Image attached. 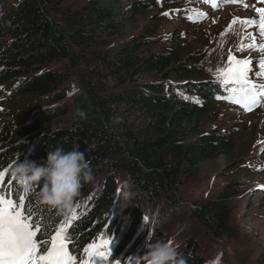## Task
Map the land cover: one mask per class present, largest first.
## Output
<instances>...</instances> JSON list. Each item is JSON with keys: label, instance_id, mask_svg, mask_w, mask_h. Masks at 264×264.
Instances as JSON below:
<instances>
[{"label": "trees", "instance_id": "obj_1", "mask_svg": "<svg viewBox=\"0 0 264 264\" xmlns=\"http://www.w3.org/2000/svg\"><path fill=\"white\" fill-rule=\"evenodd\" d=\"M113 1L0 0V111L24 109L16 124L0 123V140L8 141L0 150V172L7 170L0 194L18 203L23 193L11 176L15 161L42 164L56 148L84 152L95 179L82 183L68 214L42 204L38 186L26 198L52 229L75 213L69 228L73 257L103 240L111 241L115 254L123 224L109 208L118 174L128 177L131 193L123 250L144 205L176 197L201 165L220 156L231 160L235 151L233 141L214 130L227 92L208 78L203 56L183 62L180 50L151 51L153 35L146 33L115 46L126 35L130 13L158 4L140 0L123 8ZM74 78L81 86L70 96ZM225 201L205 202L191 213L216 240L230 236ZM180 257L203 264L193 242Z\"/></svg>", "mask_w": 264, "mask_h": 264}, {"label": "rangeland", "instance_id": "obj_2", "mask_svg": "<svg viewBox=\"0 0 264 264\" xmlns=\"http://www.w3.org/2000/svg\"><path fill=\"white\" fill-rule=\"evenodd\" d=\"M70 1L85 5L89 0ZM133 1L140 0H116L112 5L126 8L134 4ZM157 4L158 9L144 7L138 13H130L126 20V35L118 38L115 46L125 45L144 33L153 35L151 51L180 50L183 62L191 55L203 56L208 78L219 80L225 91L234 86L225 85L218 77L217 69L229 66L231 54L236 59L251 61L249 79L264 84V77L256 75L264 52L247 47L253 43V37L256 45L264 43V37L257 25L243 23L259 20L256 9L264 8L262 0H247L237 7H224L215 12L204 10L198 1L157 0ZM192 13L203 14V21H190L187 17ZM57 21L63 23L60 18ZM242 45L243 50H238ZM80 86L78 79H72L68 84L69 95L75 96ZM218 103L214 130L233 141L232 159L220 156L207 161L200 166L194 179L183 183L176 197L161 196L144 205L139 224L130 232L123 250L120 248L125 244L130 228L125 208L129 198L123 197L129 190V179L125 174H118L114 201L109 208V213L120 218L123 224L118 248L108 261L98 258L93 264H147V244L158 240L178 246L179 254L187 249L188 242L195 243L203 264H264V100L256 111L247 113H241L234 103L224 99ZM23 114L21 107L1 110L0 123L16 124ZM7 144L8 141L0 140V150ZM224 198L231 215L230 236L216 240L191 213L205 202ZM86 255L83 252L74 256L75 264L89 260Z\"/></svg>", "mask_w": 264, "mask_h": 264}, {"label": "snow or ice", "instance_id": "obj_3", "mask_svg": "<svg viewBox=\"0 0 264 264\" xmlns=\"http://www.w3.org/2000/svg\"><path fill=\"white\" fill-rule=\"evenodd\" d=\"M256 11L260 17L258 21L248 20L243 23L257 25L261 37H264V8H257ZM235 22L234 20L233 23ZM243 47L242 45L238 50H243ZM247 47L264 52V43L256 45L254 37L253 43ZM228 60L229 66L226 69H217L218 77L223 79V83L234 86L225 98L239 104L245 111H250L264 98V84H256L249 79L251 61L236 59L231 54ZM259 69L256 75L264 77V57L259 60ZM6 171L0 172V185L4 182ZM28 193L24 189L19 195L18 203L0 194V264H75V258L69 253V228L78 217L73 213L52 229L39 207L34 208L31 202L26 203ZM41 236L47 238L41 239ZM110 242L103 240L99 244L89 245L84 250L89 260L82 264H90L92 257L108 261L111 255Z\"/></svg>", "mask_w": 264, "mask_h": 264}, {"label": "clouds", "instance_id": "obj_4", "mask_svg": "<svg viewBox=\"0 0 264 264\" xmlns=\"http://www.w3.org/2000/svg\"><path fill=\"white\" fill-rule=\"evenodd\" d=\"M11 176L28 191L34 185L38 186L37 199L62 214L71 211L74 200L80 194L82 183H92L95 179L84 152L78 148L68 151L56 148L48 151L42 164L15 161ZM130 195L129 191L123 193L125 200ZM146 258L147 264H185L178 246L166 241L148 243Z\"/></svg>", "mask_w": 264, "mask_h": 264}]
</instances>
